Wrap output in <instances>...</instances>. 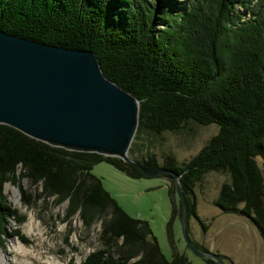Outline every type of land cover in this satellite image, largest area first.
<instances>
[{
    "label": "trees",
    "instance_id": "16d2710c",
    "mask_svg": "<svg viewBox=\"0 0 264 264\" xmlns=\"http://www.w3.org/2000/svg\"><path fill=\"white\" fill-rule=\"evenodd\" d=\"M0 30L92 51L102 74L138 100L127 155L148 170L167 168L178 175L186 219L193 215L195 183L207 172H226L230 180L221 184L214 205L248 217L264 235V0H0ZM190 122L218 129L189 159L177 163L163 152L158 164L156 137ZM100 161L130 177H147L117 157L49 146L0 124V244L5 236L28 243L18 227L7 231L8 219L19 225L24 215L1 193L4 182L19 186L25 178L29 185L40 182L44 199L59 203L68 197L66 217L78 208L85 225L102 219V246L81 264H122L137 255L130 264H191L176 251L169 230L170 259L155 239H146L147 222L127 216L91 173ZM159 175L171 180L170 222L177 190L171 175ZM19 190L21 204L30 205V196Z\"/></svg>",
    "mask_w": 264,
    "mask_h": 264
},
{
    "label": "rangeland",
    "instance_id": "374dc122",
    "mask_svg": "<svg viewBox=\"0 0 264 264\" xmlns=\"http://www.w3.org/2000/svg\"><path fill=\"white\" fill-rule=\"evenodd\" d=\"M238 11L244 12L242 8H238ZM244 16H247L245 12ZM217 129L214 123L201 125L190 122L177 132H161L152 148L156 162L162 163L163 152L170 153L177 163L189 159ZM258 165L261 168L260 162ZM91 173L100 179L102 188L127 216L147 222L151 235L166 259L172 255L169 230L176 251L183 253L191 264H206L183 242L178 212L180 203L176 192L173 197L176 215L169 222L171 201L167 188L170 178L168 180L162 175L133 178L105 161L94 164ZM262 179L264 182L263 173ZM229 180L228 173L212 171L205 173L195 183L192 194L193 215L187 217L188 237L202 246V249L219 254L223 264H264V235L259 233L248 217L222 212L214 205L221 184ZM18 185L30 196L31 204H21L19 186L4 182L1 193L6 204L24 215L19 225L13 219H8L6 229L10 231L18 227L28 243H22L15 236H5L0 244V252L5 260L2 264L22 261L13 248L16 242L33 252L30 259L32 264H81L88 253L102 246L103 240L99 237L102 219H94L85 225L78 208L66 217L68 197L54 203V197L44 199L38 195L40 182L29 185L22 178ZM116 242L119 244L120 239ZM116 249L112 247L110 251L114 258L119 259L121 254ZM15 257L17 261H14ZM138 257L124 260L122 264H130Z\"/></svg>",
    "mask_w": 264,
    "mask_h": 264
},
{
    "label": "water",
    "instance_id": "95a60500",
    "mask_svg": "<svg viewBox=\"0 0 264 264\" xmlns=\"http://www.w3.org/2000/svg\"><path fill=\"white\" fill-rule=\"evenodd\" d=\"M137 114L138 100L102 74L92 51L0 30V124L49 146L117 157L145 176L171 175L181 206L185 246L202 259L223 264L219 254L191 243L178 175L167 168L148 170L127 155ZM146 239L154 240L151 233Z\"/></svg>",
    "mask_w": 264,
    "mask_h": 264
},
{
    "label": "bare ground",
    "instance_id": "6f19581e",
    "mask_svg": "<svg viewBox=\"0 0 264 264\" xmlns=\"http://www.w3.org/2000/svg\"><path fill=\"white\" fill-rule=\"evenodd\" d=\"M14 250L18 253V255L21 256L22 261L17 262V264H32L30 261L31 257L34 255L33 252L30 249H27L23 244L20 242H16L14 245ZM18 259L15 257L14 261H17ZM4 257L2 253L0 252V264L3 263ZM50 264V263H49Z\"/></svg>",
    "mask_w": 264,
    "mask_h": 264
}]
</instances>
